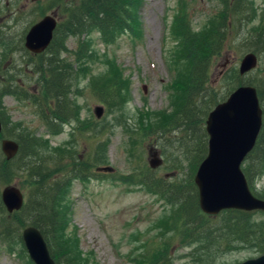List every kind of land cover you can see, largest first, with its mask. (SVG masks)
I'll return each instance as SVG.
<instances>
[{
    "label": "rangeland",
    "instance_id": "374dc122",
    "mask_svg": "<svg viewBox=\"0 0 264 264\" xmlns=\"http://www.w3.org/2000/svg\"><path fill=\"white\" fill-rule=\"evenodd\" d=\"M137 2V26L132 36L126 32L114 39L113 43L104 44L98 32L92 30L79 39L86 45L90 42V46H85L86 56H82V47L75 37L64 39L65 52L59 54L60 59L73 62L75 66L70 92H78L73 101L80 108V122L93 119L97 128H102L101 135L97 136L98 141L106 140L102 160L90 168L85 179L74 178L65 195L69 208L66 232L70 236L69 240L76 242L75 248L80 257H88V264H135L141 262V253L147 248L156 249L168 237H172L173 232L167 231L161 238L160 233L164 231L156 228L164 215L169 212V216L172 214L171 207L158 195L147 192V187L140 181L142 170L148 166L149 147H155L161 158V165L155 170H149L154 177H163L167 182L183 187L189 184L190 178L193 182L197 167L191 151L198 146L199 138L198 134L190 135V130L187 131L188 139H182L177 132L167 134V137L178 141L166 150V159L153 140H145L140 150L138 138L128 137L136 131L132 127L138 114L149 113L150 118L143 125L148 130L155 127L151 121L153 116L150 115L170 105L173 82L178 75L173 66L178 45L176 38L181 36L173 32L176 21L183 20L192 27L193 32L201 33L225 6L222 0ZM241 2L253 6L254 18L241 28L230 31L222 50L211 58L207 82L209 95L210 91L219 90L226 97L236 88L237 85L231 83L237 73L239 60L247 53L241 42L245 36H250L264 24V0ZM54 3L56 0H0V42L3 44H0V60L5 58L3 64L7 66L6 75H12L16 86L19 85L28 93H34L40 88L31 66L37 58L28 57L23 52L21 37L43 15L55 16L58 21ZM109 65L114 67L123 83L121 88L124 102L115 108L107 107L92 93V86L95 87L96 80L101 81L108 73ZM258 73H264V55L257 57L254 70L239 76L241 85H247ZM69 97L72 98V95ZM95 105L103 108L100 118L92 113ZM260 105V109L263 108ZM1 114L4 115L2 119L8 122L3 131L5 138L19 136L24 129L47 141L48 149L70 143L72 146L67 148H70L74 156L81 158L85 152L87 141L77 134L76 122L59 125V133L51 136L47 128L39 123L29 103L15 95H2L0 92ZM98 141L95 140L94 147ZM104 167L109 170H102ZM24 178L23 173L15 174L11 184L20 190L26 202L29 184ZM249 189L254 196H260L259 193L264 190V173L254 178ZM163 209L167 210L166 214L162 212ZM251 219L255 223L264 224V214L255 213ZM170 247L173 264H199L195 255L190 257L192 247L180 245L177 238L173 239ZM258 255L255 248L237 246L229 252L216 254L206 262L202 258L200 264H237ZM0 264H24L20 245L0 242Z\"/></svg>",
    "mask_w": 264,
    "mask_h": 264
},
{
    "label": "trees",
    "instance_id": "16d2710c",
    "mask_svg": "<svg viewBox=\"0 0 264 264\" xmlns=\"http://www.w3.org/2000/svg\"><path fill=\"white\" fill-rule=\"evenodd\" d=\"M222 3L225 9L222 7L213 22L201 33L193 32L192 27L183 20L176 21L173 32L181 36L176 38L178 45L173 66L178 75L173 82L170 105L167 109L150 115L153 116L151 121L155 127L148 130L143 125L150 118L149 113L135 117L132 128L136 131L130 133L128 139L138 138L140 150L145 140H153L166 159V150L178 141L167 137V134L177 132L182 139H188L187 131L190 130V135L198 134L199 138L198 146L191 151L195 166L204 157V120L209 110L225 99V95H221L219 90L210 91L209 95L207 82L210 60L222 50L230 31L241 28L254 18L251 4H245L241 0H222ZM55 5L58 21L45 52L33 56L23 50L28 57L37 58L31 66L40 88L34 93H28L19 85L16 86L14 77L6 75L3 58L0 60V92L2 95H15L29 103L39 123L47 128L51 136L59 133V125L76 122L77 134L87 141L86 153L81 158L74 156L70 148H67L72 146L70 143L48 149L47 141L24 129L19 136L12 138L18 144L13 158L6 160L0 150V186L11 184L15 174L22 173L25 182L29 184L26 202L19 211L7 214L0 203V242H15L20 245L24 264H32L20 239L21 229L30 225L41 232L55 264H88V257H80L75 248L76 242L69 240L70 236L66 232L69 208L65 195L74 178L85 179L90 168L97 166L102 160L106 140L98 141L97 136L101 135L102 128H97L93 119L80 122V108L73 101L78 92H70L75 66L73 62L60 59L59 54L65 52L64 39L75 37L82 47V56H86L85 46H90V42L86 45L79 39L92 30L98 32L104 44L113 43L123 33L131 35L137 26L139 3L137 0H56ZM0 44L3 45L1 42ZM241 46L256 57L264 55V24L250 36H245ZM100 62L104 63L102 59ZM234 75L231 84L240 86V77L237 73ZM118 76L114 67L109 65L108 73L101 81L96 80L95 87L92 86V93L107 107L119 106L124 102L121 88L123 83ZM246 84L255 85L257 98L263 107L258 136L241 167L249 186L254 178L264 173V73L256 74ZM227 93L228 91L225 94ZM2 118L3 114L0 115V141L5 138L3 131L8 124ZM95 140L98 142L94 147ZM130 142L132 144V140ZM149 170L145 167L141 172L142 185L147 187V192L164 199L172 211L170 216V212L168 216L164 215L156 228L164 231L160 233L161 238L167 231H172L173 235L156 249L147 248L141 253V262L135 264H173L170 245L175 238L180 245L192 247L190 257L195 255L199 264L202 263V258L206 262L216 254L229 252L237 246L252 247L259 254L264 253V224L255 223L251 219L255 213H264L224 210L212 216L203 214L198 208L196 188L191 178L187 186L180 187L167 182L163 177H154ZM259 194L257 197L264 200V190ZM166 211L163 209L162 212L166 214Z\"/></svg>",
    "mask_w": 264,
    "mask_h": 264
},
{
    "label": "water",
    "instance_id": "95a60500",
    "mask_svg": "<svg viewBox=\"0 0 264 264\" xmlns=\"http://www.w3.org/2000/svg\"><path fill=\"white\" fill-rule=\"evenodd\" d=\"M55 25L51 15L42 17L29 27L23 47L33 54L45 50ZM256 63L257 58L253 53L244 54L238 64V75L252 70ZM93 114L99 118L101 107L95 106ZM260 127L261 109L255 88L250 85L236 87L207 113L204 120L206 152L193 175L197 205L202 213L216 215L226 209L264 212V200L251 194L240 169L255 144ZM17 149V143L13 140L0 141V150L6 160L12 158ZM160 163L156 152H152L148 166L154 169ZM102 170L109 168L104 167ZM22 200L21 192L14 185H7L0 190V202L7 213L19 210ZM20 237L33 264H54L38 229L27 226L22 229ZM237 264H264V254Z\"/></svg>",
    "mask_w": 264,
    "mask_h": 264
},
{
    "label": "flooded vegetation",
    "instance_id": "af4514ba",
    "mask_svg": "<svg viewBox=\"0 0 264 264\" xmlns=\"http://www.w3.org/2000/svg\"><path fill=\"white\" fill-rule=\"evenodd\" d=\"M25 34V33H24ZM24 34H23V36L21 37V40H22V42H23V37H24ZM3 68H7V66H6V64L4 63L3 64Z\"/></svg>",
    "mask_w": 264,
    "mask_h": 264
},
{
    "label": "bare ground",
    "instance_id": "6f19581e",
    "mask_svg": "<svg viewBox=\"0 0 264 264\" xmlns=\"http://www.w3.org/2000/svg\"><path fill=\"white\" fill-rule=\"evenodd\" d=\"M18 145V144H17Z\"/></svg>",
    "mask_w": 264,
    "mask_h": 264
}]
</instances>
